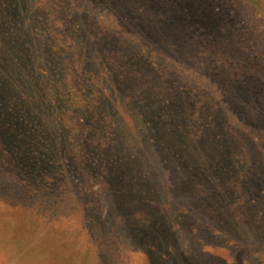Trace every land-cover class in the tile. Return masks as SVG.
Listing matches in <instances>:
<instances>
[{"label": "trees", "instance_id": "16d2710c", "mask_svg": "<svg viewBox=\"0 0 264 264\" xmlns=\"http://www.w3.org/2000/svg\"><path fill=\"white\" fill-rule=\"evenodd\" d=\"M43 3L0 5V263L22 227L88 264H226L205 237L247 225L264 264V0Z\"/></svg>", "mask_w": 264, "mask_h": 264}, {"label": "rangeland", "instance_id": "374dc122", "mask_svg": "<svg viewBox=\"0 0 264 264\" xmlns=\"http://www.w3.org/2000/svg\"><path fill=\"white\" fill-rule=\"evenodd\" d=\"M4 1V2H3ZM0 0V5L4 7L3 4L5 3H12V4H20L21 13L23 14V22H25V25H28V20H31V17L33 16L32 12L34 9V0ZM48 5H52L51 2L53 0H46ZM75 2V7H73L72 12L68 14L67 19H69L70 22L73 24H78L80 21L81 23H85V19L83 17L85 16H94L98 18L102 14V7L101 5H96L94 2L95 0H73ZM174 2L179 3V6L184 5V0H173ZM44 0H35L36 4H39L42 6L44 3ZM50 2V3H49ZM172 2V1H170ZM10 4V5H12ZM28 9V16L26 15V10ZM53 13V12H52ZM57 17L53 13L52 17ZM56 19V18H54ZM23 22H21L23 24ZM60 22V20H59ZM58 24V23H56ZM24 25V24H23ZM58 26V25H57ZM143 51L145 49L143 48ZM147 56L149 58V61L151 64H153V55H150V53H147ZM85 68V67H84ZM84 70V69H83ZM118 88H114V90H117ZM102 90L104 92H108V95H113V90L109 87H102ZM120 100H118L119 102ZM119 104V103H118ZM76 182V180H74ZM98 187L95 186L94 189ZM86 193V192H85ZM87 195V194H86ZM100 195L91 194L88 197V202H95L93 200H100ZM104 214L105 211H102ZM190 228V227H188ZM246 228V229H245ZM245 228L242 226H237L236 228L233 227V230L231 232H228V234L224 233L223 237H218L217 239L211 240L210 236L205 237V242L209 243V245L212 246V244H215L214 246L217 247L214 251L215 254H217L220 258H223L227 261L226 264H254V260H262L261 257L254 256V253H257L261 250L262 247V241L260 238L254 239L253 237L249 236V228H247V225H245ZM220 232H223L221 229H219ZM189 231V230H188ZM14 237L12 236V240H14V243H12L13 247H18L19 244H27L30 245L28 250L25 252H21L18 256L22 257L24 260H21L22 262H25L24 264H88V260H79L76 257H72L68 254H66V251L68 250V247L64 249H60L59 246L53 247L54 249H49L48 247L42 246L43 241L49 242L47 238L43 237L40 238V240H37L33 234L25 230L21 227V229H16L14 233ZM258 237V236H257ZM187 240V239H186ZM48 246V245H47ZM198 249H196L195 253H197ZM213 256H216L214 255ZM254 256L256 258H252L251 256ZM136 259H140L142 261V264H182L180 260H173L171 259H165L161 253L153 250H148L145 252V254L140 253L139 255L135 256ZM1 264V263H0ZM5 264V263H4Z\"/></svg>", "mask_w": 264, "mask_h": 264}]
</instances>
